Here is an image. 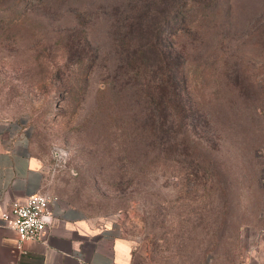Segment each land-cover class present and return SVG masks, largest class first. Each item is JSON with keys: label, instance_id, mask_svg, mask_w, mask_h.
Wrapping results in <instances>:
<instances>
[{"label": "rangeland", "instance_id": "1", "mask_svg": "<svg viewBox=\"0 0 264 264\" xmlns=\"http://www.w3.org/2000/svg\"><path fill=\"white\" fill-rule=\"evenodd\" d=\"M133 1L0 0V121L26 128L46 191L116 225L136 264H264V0H141L149 24L184 33L165 44L188 50L207 112L160 155L119 53ZM234 67L257 82L254 103L226 85Z\"/></svg>", "mask_w": 264, "mask_h": 264}, {"label": "trees", "instance_id": "2", "mask_svg": "<svg viewBox=\"0 0 264 264\" xmlns=\"http://www.w3.org/2000/svg\"><path fill=\"white\" fill-rule=\"evenodd\" d=\"M148 1L145 0L144 4L149 5ZM133 2L119 9L117 16L121 43L119 53L124 57L123 67L128 74L126 84L129 82L134 95L139 98L140 93H143L146 122L141 128H144L152 145L160 141L162 146L157 153L160 155L164 151L163 144L166 143L171 145L170 150H179L184 139L179 138L182 133L180 130L190 125L187 122L189 119L205 118L207 112L204 104L191 95L190 87L194 79L187 71L188 50L186 52V48L174 46L173 42L165 44L166 37L170 40L174 37L179 39L184 33L165 32L162 26L155 28L152 23H148V7L143 9L141 0ZM213 2L214 0H200L191 9L199 12L211 7ZM185 18L184 14L179 19L177 16L173 17L175 24L181 23ZM262 33L261 38L264 31ZM217 54L218 52L215 57H218ZM226 78V85L230 90L236 91L247 103H254L259 99L257 82L243 68L234 67L226 74ZM195 80L198 82V79ZM138 131L139 128L136 136H141L142 129ZM187 141L188 138L183 142Z\"/></svg>", "mask_w": 264, "mask_h": 264}, {"label": "crops", "instance_id": "3", "mask_svg": "<svg viewBox=\"0 0 264 264\" xmlns=\"http://www.w3.org/2000/svg\"><path fill=\"white\" fill-rule=\"evenodd\" d=\"M39 160L26 128L0 121V216L12 201L46 191ZM0 264H136L132 243L114 225L96 224L80 210L58 201L42 239L17 246L16 232L1 225Z\"/></svg>", "mask_w": 264, "mask_h": 264}, {"label": "built area", "instance_id": "4", "mask_svg": "<svg viewBox=\"0 0 264 264\" xmlns=\"http://www.w3.org/2000/svg\"><path fill=\"white\" fill-rule=\"evenodd\" d=\"M57 201L58 197L48 191L33 193L24 202L14 200L1 213V225L16 232L18 247L30 239H42L51 216V206Z\"/></svg>", "mask_w": 264, "mask_h": 264}]
</instances>
